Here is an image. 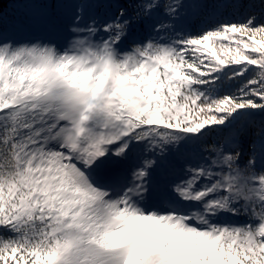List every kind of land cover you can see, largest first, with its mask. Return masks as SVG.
Here are the masks:
<instances>
[{"label":"snow or ice","instance_id":"obj_1","mask_svg":"<svg viewBox=\"0 0 264 264\" xmlns=\"http://www.w3.org/2000/svg\"><path fill=\"white\" fill-rule=\"evenodd\" d=\"M0 264H264V0H0Z\"/></svg>","mask_w":264,"mask_h":264}]
</instances>
